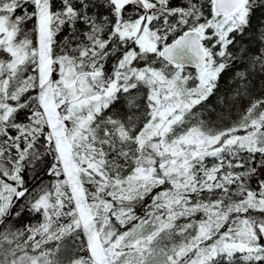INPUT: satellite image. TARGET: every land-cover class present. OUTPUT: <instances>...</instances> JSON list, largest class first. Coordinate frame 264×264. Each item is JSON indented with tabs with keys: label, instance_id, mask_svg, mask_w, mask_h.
Segmentation results:
<instances>
[{
	"label": "snow or ice",
	"instance_id": "6c2138e0",
	"mask_svg": "<svg viewBox=\"0 0 264 264\" xmlns=\"http://www.w3.org/2000/svg\"><path fill=\"white\" fill-rule=\"evenodd\" d=\"M0 264H264V0H0Z\"/></svg>",
	"mask_w": 264,
	"mask_h": 264
}]
</instances>
